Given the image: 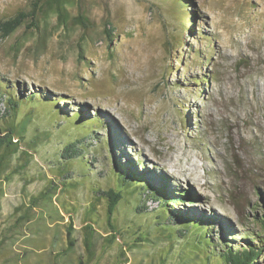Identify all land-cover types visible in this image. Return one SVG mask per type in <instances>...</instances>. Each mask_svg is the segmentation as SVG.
Returning a JSON list of instances; mask_svg holds the SVG:
<instances>
[{
  "label": "rangeland",
  "instance_id": "374dc122",
  "mask_svg": "<svg viewBox=\"0 0 264 264\" xmlns=\"http://www.w3.org/2000/svg\"><path fill=\"white\" fill-rule=\"evenodd\" d=\"M33 1L0 0V19ZM74 1L89 29L48 13L0 37V129L25 128L0 170V264H205L195 231L211 264L249 248L264 264V0H183L178 22L149 0ZM67 138L81 155L62 158ZM117 167L141 180L110 226Z\"/></svg>",
  "mask_w": 264,
  "mask_h": 264
},
{
  "label": "trees",
  "instance_id": "16d2710c",
  "mask_svg": "<svg viewBox=\"0 0 264 264\" xmlns=\"http://www.w3.org/2000/svg\"><path fill=\"white\" fill-rule=\"evenodd\" d=\"M74 0H44V2L41 4L38 2V0L33 1L31 3V6L29 9L26 10H19L15 15L8 19H0V37L7 38L17 32L22 27L26 29H32L33 31L39 30V24L38 20L40 17L47 15L48 13H53L56 16L58 25L63 28H67L68 26H78L82 29H89L90 26H92V23L90 22L89 18L83 14H78L77 16L72 17L70 15L69 8L71 5H73ZM153 5L157 4V7H166L173 11V19L178 22L181 14H182V6L184 5L183 0H149ZM75 2V1H74ZM40 4V5H39ZM182 27V24H181ZM105 34L108 37L112 38V29H104ZM112 42V39H110V43ZM8 109L15 112V110L18 107V103L14 100H8L7 101ZM7 110V109H6ZM98 119V117L96 118ZM95 118L92 119L94 122H96ZM24 125L18 126L15 124L9 125L7 128L0 129V170L6 168V164L11 157V155L15 154L19 150V145L17 144L19 140L23 138V132H24ZM16 140V143L13 141ZM66 144L63 146V155L62 158H72L73 155H81L83 153L84 147V140H69L67 138ZM65 168L63 167L60 171L62 173ZM118 170L117 178L119 180L120 186L117 187V190L114 191L113 189H109L106 192V197L108 199L107 204V218H108V224H110L112 220V216L115 212V209L118 205V203L121 200L122 197V191L121 189L125 186H128L131 184V182H134L135 179L141 180V177H133L131 175L125 176L124 170L121 167L116 168ZM131 181V182H130ZM129 183V184H128ZM169 200L170 204H175L178 200L175 199H169L167 196H165L164 200ZM161 199V198H160ZM181 201H184L181 200ZM169 204V205H170ZM261 223L264 227V218L261 219ZM193 222L196 224L197 221L193 220ZM199 224V223H198ZM197 224V225H198ZM198 227H200L198 225ZM90 228V227H89ZM194 232V231H193ZM203 233L200 235V233ZM194 236L198 238V241L196 244L192 245V250L194 252H198L203 254L205 259V264H211L213 260L216 259L215 253L211 249V239L206 237L205 231H195ZM72 231L71 229H68L66 231V236L68 239L71 238ZM91 236V234H89ZM114 237H111L110 241L113 240ZM112 242V241H111ZM69 247H72L73 244L69 240L68 242ZM85 246L86 250L91 253V244L88 243V239H85ZM191 249V248H190ZM197 250V251H196ZM261 249L257 248H249L248 250H243L241 252L232 251L231 249L226 250L225 252L219 254L220 260L223 264H252L260 255Z\"/></svg>",
  "mask_w": 264,
  "mask_h": 264
},
{
  "label": "bare ground",
  "instance_id": "6f19581e",
  "mask_svg": "<svg viewBox=\"0 0 264 264\" xmlns=\"http://www.w3.org/2000/svg\"><path fill=\"white\" fill-rule=\"evenodd\" d=\"M121 128V127H120ZM112 130V129H111ZM116 130V129H115ZM116 132V131H115ZM117 135V134H116ZM121 135H123V134H121ZM119 136V139H118V143H119V146H117L118 147V151L120 152L119 154L120 155H123V157L124 158H126V157H128V155H126L125 154V150H127V151H130V149H131V146H130V142L128 143L126 140H125V138L123 137V136ZM114 141V140H113ZM114 143V142H113ZM169 143H171V142H169ZM113 145V144H112ZM130 146V147H129ZM129 154V153H128ZM163 165V164H162ZM190 166H192L193 167V169H189V168H187V169H184L183 171H184V174H186L187 175V177L189 178L188 179V182L190 181V180H192L193 179V177H192V172H193V170L195 171V166L194 165H190ZM164 168H165V173H164V175L162 176V179L163 180H166V181H168V180H171V179H169V178H171V177H173V175H172V173L169 171V169L167 168V166L166 165H164ZM147 173V172H146ZM194 173V172H193ZM150 174H151V172H150ZM157 174V173H156ZM159 176V175H158ZM148 179V178H147ZM153 179V178H152ZM173 179V178H172ZM194 180H196V179H193V182H194ZM152 181H154V180H152ZM159 181V180H158ZM157 182V181H156ZM172 182V181H171ZM178 183H179V181H178ZM165 185V184H164ZM189 185V184H188ZM191 185V184H190ZM177 186H179V184H177ZM180 187V186H179ZM167 188V187H166ZM164 191H165V187H164ZM214 218H215V216H214ZM215 222H217V224L218 223H220V221H218V220H216L215 219Z\"/></svg>",
  "mask_w": 264,
  "mask_h": 264
}]
</instances>
